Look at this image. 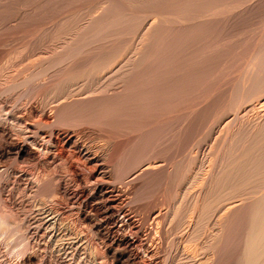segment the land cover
<instances>
[{
	"label": "bare ground",
	"instance_id": "bare-ground-1",
	"mask_svg": "<svg viewBox=\"0 0 264 264\" xmlns=\"http://www.w3.org/2000/svg\"><path fill=\"white\" fill-rule=\"evenodd\" d=\"M89 6L0 57V264H264V0Z\"/></svg>",
	"mask_w": 264,
	"mask_h": 264
},
{
	"label": "rangeland",
	"instance_id": "rangeland-1",
	"mask_svg": "<svg viewBox=\"0 0 264 264\" xmlns=\"http://www.w3.org/2000/svg\"><path fill=\"white\" fill-rule=\"evenodd\" d=\"M0 1H2V3H4L5 1V3H8L9 1V5H10V3L11 4H15L14 6H12V5H10V7L11 8H8L9 6H7L5 3L4 4H2V5H0V7L2 8V10L0 9V12L2 13H6V15H4L3 13V15L0 13V57H4V55L5 56H7L8 54H9V52L11 51V50H13L14 48V50L12 51V52H17L18 54H19V56L21 57V55L23 56V52H25L26 50H28L27 49V46H28V41L27 40H29V46L32 48L33 47V49H35V48H39V45H40V50H44L45 49V47H46V44H45V36L43 35V34H45L46 35V37L50 34V33H53L52 32V30L53 31H60V30H62V28H64V26H65V24H66V20L69 18V16L71 15V13L72 12H74V10L76 11V9L78 10V8H79V6L80 5H82L83 4V6L81 7V8H87V7H90L89 5H94L95 4V2H98L99 0H79V1H81V2H83L82 4H80L81 2H79L78 0H76V2L78 1V3H76L75 2V0H72L74 3H69V2H72V1H70V0H65V1H63V0H58V3H57V1L55 2V0H37V2H36V0H34L33 2H32V0L30 1V0H24V1H26L25 3H24V1L23 0H5L4 2H3V0H0ZM8 1V2H7ZM16 1V2H15ZM19 1V2H18ZM41 1V2H40ZM42 1H46L45 2V4H43L44 2H42ZM67 1H68V4H67ZM13 2V3H12ZM47 2H48V5H47ZM51 2V3H50ZM85 2V3H84ZM90 2V3H89ZM253 2V1H252ZM92 3V4H91ZM0 4H1V2H0ZM16 4H17V7H16ZM30 4V5H29ZM50 4V5H49ZM52 4V5H51ZM73 4H78V6H76V5H73ZM85 4V5H84ZM87 4V5H86ZM251 4V3H250ZM3 5L5 6V8L3 7ZM25 5V6H24ZM27 5V6H26ZM70 5V6H69ZM24 6V8H22V7ZM55 8V6H56V8L54 9L53 7ZM72 6V7H71ZM78 7V8H76V7ZM16 7V8H15ZM48 7V8H47ZM68 7V8H67ZM75 7V8H74ZM12 8H14L15 9V11L17 10V12H14V9H12ZM21 8V9H20ZM27 8V9H26ZM42 8H44V9H42ZM71 8H73L74 10H71ZM81 8H79V9H81ZM19 9V10H18ZM26 9V10H25ZM40 9V10H39ZM52 9V10H51ZM8 10V11H7ZM12 11V12H9V11ZM22 10H24L25 12H22ZM38 10V11H37ZM50 11V12H48V11ZM70 10H71V12H70ZM4 11H7V12H4ZM26 11H28V12H26ZM9 12V13H8ZM22 12V13H21ZM56 14H55V13ZM12 14V16H11V14ZM16 13H18V14H16ZM26 13V14H25ZM16 16V17H14V15ZM7 15H9L10 16V18L12 17V20L10 21V20H8V18L7 17H9V16H7ZM47 15V16H46ZM6 16V17H5ZM5 19L6 18V20L8 21V23H6V20H3V18ZM13 17H14V20L15 21H13ZM18 17V18H17ZM45 17V18H44ZM55 17H56V20H52V19H55ZM2 18V19H1ZM58 18V19H57ZM151 17H149V18H147V20H146V22H150V20H152L153 18H151ZM40 19V20H39ZM2 20V21H1ZM17 20V21H16ZM50 20H51V22L52 23H50ZM4 21V22H3ZM57 21V22H56ZM14 22V23H13ZM56 22V26L54 25V23ZM4 26H3V25ZM6 24H8V26L6 25ZM14 24V25H13ZM50 24H51V26H50ZM53 24V25H52ZM16 25V26H15ZM18 25V26H17ZM20 25V26H19ZM41 25V26H40ZM60 25V26H59ZM2 26V27H1ZM12 26V27H11ZM15 26V27H14ZM49 26V27H48ZM53 26H55V29H54V27ZM63 26V27H62ZM43 27V28H42ZM51 27V28H50ZM16 28V29H15ZM47 28H49V29H47ZM53 28V29H52ZM46 30L48 31V32H46ZM6 34H5V33ZM27 32V33H26ZM43 32H46V33H43ZM31 33H33L32 35H31ZM36 33H39V35H36ZM41 33H43V34H41ZM130 33V32H129ZM128 33V34H129ZM25 34H26V37H29V38H24L25 37ZM28 34V35H27ZM40 34H41V38H40ZM128 34H126V36H124V37H126L125 39H124V37H123V39H120V37H119V41L118 42H120L121 43V41L120 40H122L123 41V43H122V45L124 44V42H126L125 43V45L128 43V40H130V39H132L131 37L133 36V34H131V35H128ZM30 35V36H29ZM36 35V36H35ZM20 36L22 37V38H20ZM42 36H44V37H42ZM130 37V39H127L128 37ZM31 37V38H30ZM34 37H36V38H34ZM7 38H11V39H7ZM12 38H14V40H12ZM17 38H19V39H21V40H18ZM24 38V39H23ZM32 38H34L33 40H32ZM39 38V39H38ZM44 38V40H42ZM242 38V36H238V37H236V40L237 39H241ZM4 39V40H3ZM5 39H6V41H5ZM27 39V40H26ZM42 41H41V40ZM47 39V38H46ZM110 39V41H113V39L112 38H109ZM118 39V38H117ZM27 41V44L25 43L26 41ZM36 40H38V41H40V43L38 42V41H36ZM125 40V41H124ZM5 41V42H4ZM17 41V42H16ZM20 41V42H19ZM22 41V42H21ZM34 41H35V43H34ZM5 44H4V43ZM8 42H11V43H9L8 44ZM16 42V43H15ZM19 42V43H18ZM38 42V43H37ZM107 43V41L105 40V41H102L101 43L103 44V43ZM108 42H109V40H108ZM15 43V44H14ZM23 45H22V44ZM25 43V44H24ZM34 43V44H33ZM42 43H44L45 44V46H43L44 44H42ZM101 43H99V44H101ZM14 45V47H13V45ZM16 44H17V47L20 49H22V47H23V51L21 52L17 47H15L16 46ZM31 44V45H30ZM39 44V45H38ZM42 44V45H41ZM96 44V45H95ZM97 44H98V42L97 43H94L92 46L94 47V45H95V47L97 46ZM4 45V46H3ZM9 45H12V47L11 46H9ZM35 47H34V46ZM37 45V46H36ZM116 45H120L119 43H117ZM121 45V46H122ZM7 46V47H6ZM26 46V47H25ZM42 46H43V48H42ZM124 46V45H123ZM10 48H12L11 50H10ZM17 48V49H16ZM29 48V47H28ZM4 49H6V50H4ZM20 52H18V51ZM3 52V53H2ZM7 55H6V54ZM11 53V52H10ZM21 54V55H20ZM5 58V57H4ZM4 58H3V60H4ZM2 60V61H3ZM0 62H1V58H0ZM28 87H29V89H28ZM28 89V90H27ZM37 90V91H36ZM38 92V87H35V86H27V88L25 89V90H23L22 92H20V94L18 93L17 95H9V96H6V97H3L2 99H1V102H0V111L2 110V106L3 107H6V108H8L9 109V107H10V109H21V110H25V109H28L29 107H30V105L32 104V100L33 99H35V94H36V92ZM26 92V93H25ZM22 93V94H21ZM20 95V97H18ZM12 96V97H11ZM8 97V98H7ZM15 97V98H14ZM5 98V99H4ZM18 98H19V100H18ZM14 99V100H13ZM31 100V101H30ZM6 101V102H5ZM10 101H11V103H10ZM30 102V103H29ZM252 102V101H251ZM250 102V103H251ZM5 103H7V104H5ZM250 103H249V106H250ZM2 104V105H1ZM10 104V105H9ZM30 104V105H29ZM5 105V106H4ZM13 105V106H12ZM252 106H254L255 105V101L253 102V104H251ZM25 106V107H24ZM27 106V107H26ZM13 107V108H12ZM17 107V108H16ZM19 109V110H20ZM38 116L39 117H41V113L40 114H38ZM201 144H203V142L201 143ZM193 149V150H192ZM188 151L190 152V151H192V152H188L191 156H194V155H196V154H199L198 153V150L197 149H195V147H193V148H191L190 147V149H188ZM196 152V153H195ZM192 153V154H191ZM195 153V154H194ZM187 154V153H186ZM188 154V155H189ZM189 155V156H190ZM19 192V191H18ZM22 194V195H21ZM24 193H21V192H19V195H20V197H19V200H21V202H23L25 205H27V204H29V207L28 208H30V199L29 198H27V196H25V195H23ZM18 196V195H17ZM27 199V200H26ZM27 204H26V203ZM28 206V205H27ZM3 208V207H2ZM5 209V208H4ZM29 211H28V216L30 217V209H28ZM12 240H14V241H12ZM9 239V240H6L5 242H3V245H2V243H1V247L2 248H4L3 250H2V248H1V250L3 251V253H5V256H7L6 258L9 260L10 259V261H12L13 263H17L18 261H20L21 260V255H18V254H16V253H14V251H15V249H17L18 247L16 246V244H17V242H18V240L16 241V239ZM15 244H14V243ZM5 243V244H4ZM13 243V244H12ZM8 244V245H7ZM4 245H6V246H4ZM9 246V247H8ZM10 246H12V250L10 249H7V247L8 248H10ZM14 246V247H13ZM6 251H7V255H6ZM11 251V252H10ZM13 253V254H12ZM19 256V257H18Z\"/></svg>",
	"mask_w": 264,
	"mask_h": 264
}]
</instances>
